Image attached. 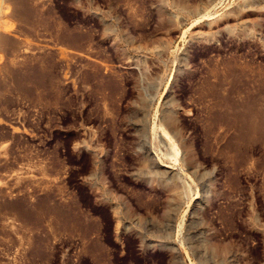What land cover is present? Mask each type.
<instances>
[{"label":"rangeland","instance_id":"obj_1","mask_svg":"<svg viewBox=\"0 0 264 264\" xmlns=\"http://www.w3.org/2000/svg\"><path fill=\"white\" fill-rule=\"evenodd\" d=\"M0 14V264H264V0Z\"/></svg>","mask_w":264,"mask_h":264},{"label":"bare ground","instance_id":"obj_2","mask_svg":"<svg viewBox=\"0 0 264 264\" xmlns=\"http://www.w3.org/2000/svg\"><path fill=\"white\" fill-rule=\"evenodd\" d=\"M3 10V9H2ZM5 12V11H4ZM1 15V14H0ZM6 15V14H5ZM4 20V19H3ZM1 22H2V20H1ZM1 26H3L2 24H1ZM155 47V46H154ZM160 50V49H159ZM242 129V128H241ZM258 131V130H257ZM1 146V145H0ZM170 168V167H169Z\"/></svg>","mask_w":264,"mask_h":264}]
</instances>
